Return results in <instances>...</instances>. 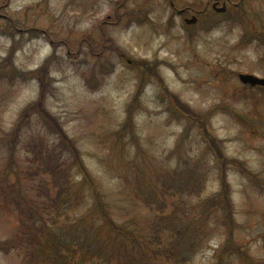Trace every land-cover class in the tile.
I'll list each match as a JSON object with an SVG mask.
<instances>
[{
    "label": "rangeland",
    "instance_id": "rangeland-1",
    "mask_svg": "<svg viewBox=\"0 0 264 264\" xmlns=\"http://www.w3.org/2000/svg\"><path fill=\"white\" fill-rule=\"evenodd\" d=\"M212 1L0 0V172L7 170L10 180L18 174L37 189L49 179L35 172L28 147L39 138L49 145L54 142L37 117L10 165L6 141L21 109L37 98L32 72L46 65L53 81L46 107L75 141L117 224L145 226L155 212L144 207L139 190L155 185L150 177L160 171L171 174L180 167L187 178L195 163L204 190L184 197L182 206L198 207L201 199L219 190L218 165L205 151L198 129L188 128L180 109L169 101L165 86L203 116L215 109L207 129L223 141L227 157L242 162L256 177L254 182L237 168L227 171L237 223L234 238L253 260L264 264V88L243 85L237 77H264V0H230L223 14L212 10ZM180 8L205 10L204 17L186 26V15L176 13ZM146 64L154 65L157 76L143 74ZM129 107L132 122L118 137ZM140 174L145 178L135 183ZM70 176L78 182L73 171ZM82 194L81 205L66 212L70 217L89 213L90 190ZM43 198L38 189L37 199ZM3 201L0 190V241L13 242L8 251L0 250V264H27L24 241L16 231L17 210L10 199ZM87 221L84 228L98 230L101 237L99 215ZM208 221L211 234L190 264L215 263L223 241L220 212H210ZM38 240L48 241L40 234ZM42 262L34 254V264ZM246 262L235 255L224 258L225 264ZM83 264L114 263L94 259Z\"/></svg>",
    "mask_w": 264,
    "mask_h": 264
},
{
    "label": "trees",
    "instance_id": "trees-1",
    "mask_svg": "<svg viewBox=\"0 0 264 264\" xmlns=\"http://www.w3.org/2000/svg\"><path fill=\"white\" fill-rule=\"evenodd\" d=\"M47 67L44 65L40 70L32 72L38 82L37 98L21 109L14 126L6 135L8 165L12 162L16 147L32 119L37 117L41 125L53 136L52 145L39 138L28 146L32 153L31 160L35 164V172L49 176V179H43L38 188L43 191L45 198L37 199L38 189L32 187L27 179L14 174L15 179L10 180L7 170L0 172L3 202L9 203L10 199L20 220L16 231L24 241V262L34 264L36 254L44 261L41 264H83L94 259H103L114 264H190L192 256L211 234L208 217L210 212L215 210L222 216L223 241L215 255L214 264H225L224 258L234 255L248 264H260L253 260L234 238L237 223L227 171L237 168L254 182H257V179L242 162L227 157L223 150V141L207 129L206 122L209 116L216 114L215 109L203 116L163 86L169 101L182 112L188 128L198 129L205 151L212 154L214 166L218 165L219 190L215 195L201 199L198 207H183L184 197L199 196L204 190L205 181L203 177H199L196 163L190 167L192 174L187 178H183L180 167H176L171 174L166 171L155 173L150 179L156 180L157 183L139 190L144 207L155 213L145 226L134 229L119 225L111 218L106 200L95 178L84 164L75 141L67 135L58 119L47 109L45 103L53 82ZM144 73L156 75L153 67L147 64ZM141 91L142 84L132 98L137 100ZM131 109L132 107L128 108L125 120L116 133L118 137L123 136L125 128L132 122ZM188 128L180 136L178 145L186 137ZM70 171L79 176L78 182L71 179ZM144 178L143 174L138 175L135 183ZM85 188L90 190L91 195V204L87 210L89 213L78 219L70 217L66 212L81 205L85 198L82 194ZM23 190L26 194L30 193L29 198ZM134 201H137L135 194ZM195 208H198V212ZM91 215H99L101 237L98 230L89 227L88 231V228H84ZM81 228L84 230L79 232ZM39 234L46 236L49 242H39ZM12 242L0 241V250L8 251Z\"/></svg>",
    "mask_w": 264,
    "mask_h": 264
},
{
    "label": "water",
    "instance_id": "water-1",
    "mask_svg": "<svg viewBox=\"0 0 264 264\" xmlns=\"http://www.w3.org/2000/svg\"><path fill=\"white\" fill-rule=\"evenodd\" d=\"M218 11H224V6L222 8H219ZM193 21L194 19H192L191 22ZM238 79L244 84H249L251 86L259 85L264 87V77L259 78L250 74H239Z\"/></svg>",
    "mask_w": 264,
    "mask_h": 264
},
{
    "label": "flooded vegetation",
    "instance_id": "flooded-vegetation-1",
    "mask_svg": "<svg viewBox=\"0 0 264 264\" xmlns=\"http://www.w3.org/2000/svg\"><path fill=\"white\" fill-rule=\"evenodd\" d=\"M214 1H217V0H213V2ZM217 2H220L219 0L217 1ZM173 6V5H172ZM178 10H180V9H177V11ZM182 10V9H181ZM187 11V12H186ZM190 11H192V12H195V10H194V8H187L185 11H184V9H183V12H181V13H179V14H184V15H188V14H190ZM186 12V13H185ZM191 15V14H190Z\"/></svg>",
    "mask_w": 264,
    "mask_h": 264
}]
</instances>
